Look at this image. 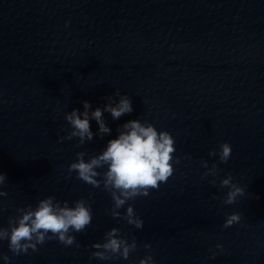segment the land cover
<instances>
[{"label":"clouds","instance_id":"obj_1","mask_svg":"<svg viewBox=\"0 0 264 264\" xmlns=\"http://www.w3.org/2000/svg\"><path fill=\"white\" fill-rule=\"evenodd\" d=\"M118 97V101L114 98ZM107 103L103 108L92 110L88 101H83V112L73 109L65 113L64 119L70 125V130L65 136L59 137V142L78 138L77 147L93 140L94 135L103 138L111 133L107 125L104 113L111 114L113 120H118L133 111L132 102L128 95H122L119 90L114 96H107ZM95 120L98 132L93 133L90 121ZM117 138L110 139L106 147L98 154L89 156L85 160L86 152L76 153V160L68 166V173H77V179L93 188L103 189L110 195L113 205L106 210L114 219H122L128 225L142 229L143 220L135 212L129 201H135L138 197H148L152 190H159L162 183H166L174 174V163L179 164L180 158L174 157L176 141L166 130L158 131L157 128L140 119L130 120L117 129ZM232 154V147L224 142L219 147L209 151V157L218 156L219 163H227ZM191 160L190 156L184 157ZM201 167L205 171L201 179L211 176L209 183L216 185L219 168L217 163L209 167L207 160H201ZM103 170V171H99ZM98 177H100L98 179ZM6 176L0 173V197L7 196L3 191ZM220 188L228 191L223 197V203L232 205L238 197L244 196L246 189L233 182V176L229 173L220 180ZM215 198V197H214ZM128 205L122 214L119 210ZM69 206L68 201H59L54 196L40 199L33 208L31 205L16 209V215L9 216L8 226H0V241H8V248L13 255L19 256L39 251L38 245L48 241L57 240L65 247L80 246L72 233L84 232L91 224L93 212L89 200L83 198L73 202ZM241 221L240 213H232L227 216L223 227L229 228ZM96 251L92 252L90 259L110 261L114 259L128 260L130 255L137 251L138 245L135 238L129 240L121 235L119 228H112L104 234L103 242L91 245ZM216 249L223 251V246L217 244ZM146 250L151 249L150 244H145ZM211 251V250H210ZM217 253L212 252V258ZM6 264L9 257L0 254ZM138 264H155L152 254L141 258Z\"/></svg>","mask_w":264,"mask_h":264}]
</instances>
